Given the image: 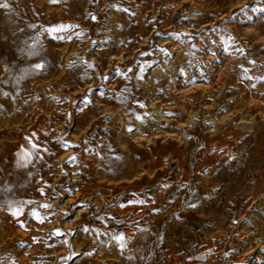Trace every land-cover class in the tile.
Instances as JSON below:
<instances>
[{"label": "rangeland", "instance_id": "374dc122", "mask_svg": "<svg viewBox=\"0 0 264 264\" xmlns=\"http://www.w3.org/2000/svg\"><path fill=\"white\" fill-rule=\"evenodd\" d=\"M0 3V264H264V0Z\"/></svg>", "mask_w": 264, "mask_h": 264}, {"label": "snow or ice", "instance_id": "6c2138e0", "mask_svg": "<svg viewBox=\"0 0 264 264\" xmlns=\"http://www.w3.org/2000/svg\"><path fill=\"white\" fill-rule=\"evenodd\" d=\"M0 7L7 8L8 5H7L6 3H0ZM243 10H244V9H241V11H243ZM261 11H264V9H261ZM56 30H58V29H53V31H56ZM37 67H40V66L37 65ZM129 131H131V129H129ZM134 203H135V201H134ZM140 203H143V202L140 201ZM188 206H189V207H196L195 204H189ZM20 211H21V209L18 208V209H17L16 211H14L12 214H13L14 216L19 215ZM32 215H33L36 219H38V220H40L41 222H43V221H42V218H40L39 215H38L37 213L33 212ZM116 239L123 241V240H124V237H123V236H119V237H116Z\"/></svg>", "mask_w": 264, "mask_h": 264}, {"label": "bare ground", "instance_id": "6f19581e", "mask_svg": "<svg viewBox=\"0 0 264 264\" xmlns=\"http://www.w3.org/2000/svg\"><path fill=\"white\" fill-rule=\"evenodd\" d=\"M142 13H144V9H142Z\"/></svg>", "mask_w": 264, "mask_h": 264}]
</instances>
